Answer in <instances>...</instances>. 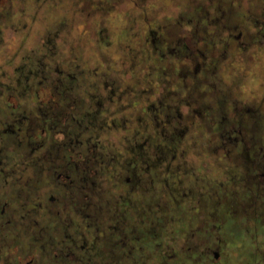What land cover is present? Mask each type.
Returning <instances> with one entry per match:
<instances>
[{"label": "flooded vegetation", "instance_id": "flooded-vegetation-1", "mask_svg": "<svg viewBox=\"0 0 264 264\" xmlns=\"http://www.w3.org/2000/svg\"><path fill=\"white\" fill-rule=\"evenodd\" d=\"M22 1L0 6V30L19 26L15 11ZM33 1L39 7L48 3ZM123 1L57 0L54 32L44 31L38 44L15 52L22 62L0 91V264H140L147 246L156 247L154 238L160 250L165 243L155 232L167 212L159 201L175 202L176 210L177 201L188 200L197 218L199 212L213 216L215 203L264 199V0H189L175 6L177 15L163 16L169 0H127L130 8L117 27L111 17ZM78 8L86 12L79 26ZM134 11L137 21L130 20ZM135 25L138 31L128 37ZM68 32L79 38L76 54H84L92 38L110 46L112 38L127 37L128 48L116 52L123 65L138 66L130 85L110 80L106 70L100 82H87L88 63L79 62L84 55L68 58L73 49L60 44ZM136 100L139 134L146 123L152 132L147 139L161 144L152 142L153 155L138 149L111 155L93 140L107 122L101 118L105 107L118 105L113 115L127 122L126 108ZM193 129L201 130L202 143L221 162L226 180L212 182L206 173L197 177L186 168V175L196 178L184 179L189 184L182 191L172 187L174 171L164 169V149L173 147L162 140L184 143ZM174 151L171 157L179 159ZM226 228L233 236L239 229L221 223L222 234ZM219 241L216 263L259 262L252 243ZM190 243V249L200 250L197 260L207 264L212 248Z\"/></svg>", "mask_w": 264, "mask_h": 264}, {"label": "rangeland", "instance_id": "rangeland-1", "mask_svg": "<svg viewBox=\"0 0 264 264\" xmlns=\"http://www.w3.org/2000/svg\"><path fill=\"white\" fill-rule=\"evenodd\" d=\"M7 1L8 0H0V6L6 5ZM122 3L124 5L118 7L119 9L116 13V17L115 15H112L111 17V19H113L112 22H114V25H116L117 27L119 25L121 26L122 24V22L120 21L122 17L121 13L130 8V6H126L127 3H130L129 1L124 0ZM173 3L175 5H173ZM186 3H189V0H172L171 2L169 0V3H166L169 10L168 13L166 11H161L163 12V14L161 13L160 16L167 14L171 15V13L177 15L178 13H180V11L175 6L177 4L181 5ZM20 4L23 5H20V9H16L15 11V14L18 16L17 19L20 20L19 26H4L3 30H0V91H2L3 93L15 76L13 68L19 66V63L22 62V55H17V53L15 52H21V50L23 52L24 47L32 48L33 46H35V44H38V42L41 40L40 36L44 31L51 33L54 32L56 20L59 19V12L56 9L57 0H48V3L43 7H39L40 3H35V1L33 0H31L30 2L25 0ZM172 7H174L173 10L171 9ZM77 11V22L79 26L80 23L85 22L83 18L86 19V12L83 13L80 8H78ZM96 11L95 14H98L97 12H99V16L102 15L101 11ZM71 13V10L64 11V14L70 15ZM137 13L138 11H134V14L131 16L132 18L130 20L137 21V17L135 15ZM134 18L136 20H134ZM98 19L100 20V17H98L97 20ZM131 22L132 21H130V23ZM24 23H26V26L24 25ZM69 27L67 30H69ZM135 27L136 28L134 29H130V33L128 32L127 34L128 37L133 35V33L135 32L134 30L138 31V25H135ZM89 31H91V33L93 34L95 33L96 29L94 26H91L89 28ZM69 34L70 33L68 32V37H66L67 39L65 38L67 40L66 42H63L60 39V41H62L60 44L63 49L67 51L72 50L73 48L77 50L79 38L76 37V39L74 40V38ZM113 37L117 36H115L114 34ZM117 38H112L110 46L107 45L108 43L100 42V40L97 38L96 40H94L93 38L91 40H88V42L86 43L84 54L81 53L82 55H84V57L82 56V58L79 51H77V54L75 53L74 49V52H69L68 58L72 57L73 54V56L76 55V57L81 58L79 62L84 61L88 63L89 72L86 78L87 82H89L90 84H92L93 82H100L101 76L99 74L106 70V72H110V80L115 78L121 80L124 83V86L130 85V82L128 81L129 76L132 74V72L135 71V69L133 68L138 66L136 64H134L133 66H129V62L128 65H123L124 59L121 58V55L118 53L119 51H116L119 48H128V46H126L127 41L124 42L127 37L121 40ZM52 39L55 40L54 38ZM68 40L72 42L70 43ZM55 43H57L56 45H59L57 41H55ZM102 63H104L105 66L102 67ZM129 71L130 73H128ZM132 82L133 81H131V83ZM27 93L31 94L28 91ZM132 93L137 95L138 90L132 91ZM29 94H27V96L31 97ZM12 96L13 95H11V97ZM122 98H127V96H123ZM15 99L13 96L12 100ZM105 108L107 109V111L102 114L101 118L104 120L106 119L107 122L104 127L101 126L94 132L95 138L93 140L95 143H98L99 146L103 145L107 148L109 147V150H111L109 152H112L110 153L111 155H114L116 153L118 154L120 151L123 155L128 156L132 149H138L140 150V152L150 151V154L153 155V153L151 152V148L149 149V147H152V142L158 141L160 144L161 142L159 141V139H156L155 141L153 139H147V136H149V134H151L152 132H147V130H151V126H147L146 123L142 124L143 126L141 125L142 128L140 129L142 132H140L139 134L138 128L140 126L139 120L141 118H139L138 115H140L139 112L141 111L138 110V100H136V102H134L132 106L126 108V112L130 113V116L128 117L129 122H124L121 118L120 121H118V117H116L117 114L113 115V113L117 111L118 105H115L114 107L110 106L109 108L106 106ZM144 125L146 128L144 127ZM200 131L197 129H193V133H191L193 134V138H190L188 140L189 142L185 141L184 143H175L174 140L171 139L162 140L163 144L167 142L168 144H171V147H173L168 151L164 149V151L168 154V157L166 156L168 158L167 162L165 163V161H163L164 169L170 170L171 172L174 171L172 174V178L170 179L172 182V187L176 186L178 188L179 186V189L182 191V187L189 184L188 182L184 181V179L189 181L190 179L194 180V178H196V176L193 175H191V177H188L189 175H186V173H188L186 168L190 170V172L195 171L197 177L198 175L202 176V173H206V175L211 178L212 182L218 183L222 180H226V171L223 169V167H219L220 164L218 163H221L220 161L218 162L214 160V158H217V156L213 154L212 150H206V148L204 147L202 143L203 140H201L202 135L200 134L202 132ZM154 146L156 147V144ZM184 148H188V150ZM174 150L178 152L177 157H179V159L181 160H179L178 158L173 159L171 157V155L175 152ZM184 152L186 153V155L183 154ZM150 154L149 156H151ZM123 168L124 166L121 167V169ZM178 174L179 176L180 174H182V177H176ZM172 180H174V182ZM191 183L193 184L195 183V181H192ZM233 188L237 189V186L234 185ZM159 204L163 206V210L167 212L163 217V223L156 226L157 229L155 228V232L156 234L159 233V235H163L165 243L162 245L163 249L160 250V246L158 247L156 243H159L160 240L154 238L156 247L151 248L147 246V252L144 254L145 256H143V260L140 264H157L158 261H162L163 259L171 261L173 260L172 256L173 258H176L172 264H201V262L196 258L200 250L190 249V245L187 246V244H189L190 242V244L193 243L192 246H195V244L197 245V243H201V245L205 244L208 245V247H211L212 249L208 251V255H210V257L207 264H218L216 263L214 251L220 250V237H222L223 242H227L229 243V245H234L235 243H252L254 245L255 252L253 253V256L255 255L256 259H259H257L259 262L256 264H264V261L261 259L264 257V255L262 257L258 255L259 253L264 254V214L262 212L264 206L262 210L260 208L257 209V207H259L260 205H264L263 198H257L252 202H245L243 199H238L237 201L232 203L229 202L228 204L224 203L219 205L215 203L213 204L214 208L212 209L213 213H215L213 216H209V214H206L207 216L205 217L204 214H200L199 212V216L197 218L193 217V213H195V210L192 213L190 210L194 203L189 202L188 200H185L184 203H179L177 201L176 210L174 208L175 202L170 203L168 200H161L159 201ZM256 211L258 213L260 212L259 215L255 213ZM213 217H215V219H213ZM221 223L223 226L227 225L231 229L239 228L235 230V236L230 234L232 230H229L228 228H226L228 229L227 232L225 234H222L220 231ZM246 227H249L251 231H248ZM151 232L152 234H154L153 230ZM235 247L236 246H234V248ZM173 252L175 253L174 255ZM193 253L196 256L194 255L193 257H191L190 255ZM239 253L240 252L237 251V254ZM184 259L187 260V263L186 261L183 263ZM251 264L254 263L252 262Z\"/></svg>", "mask_w": 264, "mask_h": 264}, {"label": "clouds", "instance_id": "clouds-1", "mask_svg": "<svg viewBox=\"0 0 264 264\" xmlns=\"http://www.w3.org/2000/svg\"><path fill=\"white\" fill-rule=\"evenodd\" d=\"M152 7H153V8H157V9H158V8H160V7H161V5H160V4H153V5H152Z\"/></svg>", "mask_w": 264, "mask_h": 264}]
</instances>
